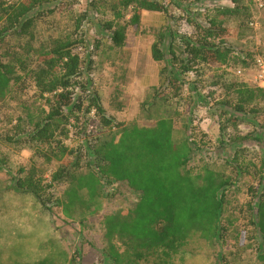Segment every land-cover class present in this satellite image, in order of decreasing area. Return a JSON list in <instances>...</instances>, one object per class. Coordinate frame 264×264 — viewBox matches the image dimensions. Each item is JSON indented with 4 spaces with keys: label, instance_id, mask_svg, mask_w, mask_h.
<instances>
[{
    "label": "trees",
    "instance_id": "1",
    "mask_svg": "<svg viewBox=\"0 0 264 264\" xmlns=\"http://www.w3.org/2000/svg\"><path fill=\"white\" fill-rule=\"evenodd\" d=\"M77 1L0 0V101L22 95L27 81H31L35 100L39 101L38 111L18 116L12 129L16 135H24L29 147L37 148L36 152L46 161L62 162L50 181L37 169L30 168L24 176L16 178L15 189L30 193L49 210L47 202L53 197L54 183L66 181L68 185L59 205L69 218L78 211L83 222L86 213L98 208L102 180L126 183L137 193L135 205L103 217L106 241L103 254L110 264H172L173 256L194 237L210 245L224 243L226 192L235 183V177L249 171L244 150L236 149L224 161V169L229 167L234 177L208 161L190 166L194 154L202 151L199 146L205 142V136L195 130L193 136L175 139L176 117L180 115L176 102L174 112L169 106L153 126L115 122L105 114L96 93L89 90L85 78L90 70L86 61L89 56L76 51L87 48L86 33L81 27L90 9H97L99 2L107 6L112 19L99 20L98 24L109 32L113 45L121 47L127 28H138L143 11L168 16V5L176 0H89L88 9L75 16L73 31L49 35L46 40L37 37L36 25L42 18ZM193 1L199 0H189L183 5L191 31L179 33L173 25H165L150 48L152 59L163 63L161 84L154 96L164 101L178 97L181 83L190 72L195 73L190 89L200 94L203 90L200 71L205 66L219 68L233 51L224 40L227 29L221 21L211 19L203 26L191 18ZM240 4L238 0L236 8L219 11L236 13L238 7L242 8ZM244 56L238 57L242 67L250 55ZM220 86L223 101L216 109L221 117L233 122L239 114H253L255 118L264 102L263 88L224 79ZM193 94H189V103L193 102ZM91 111L107 131L89 142L93 167L88 165L86 171L78 174L70 167L74 169L80 153L68 148L64 141L71 132L68 126L77 129L82 117ZM23 123L27 127L21 129ZM187 127L185 124L184 129ZM261 129L264 131V121ZM11 137L6 136L5 140L11 142L14 140ZM68 157L73 164L65 162ZM249 192L253 200L248 207L255 215L254 227L261 238L259 258L264 262V190L258 192L249 186ZM49 257L53 256H46L36 264H58Z\"/></svg>",
    "mask_w": 264,
    "mask_h": 264
},
{
    "label": "rangeland",
    "instance_id": "2",
    "mask_svg": "<svg viewBox=\"0 0 264 264\" xmlns=\"http://www.w3.org/2000/svg\"><path fill=\"white\" fill-rule=\"evenodd\" d=\"M237 1H193L196 4L204 2L205 10L191 13V18L203 26L211 19L221 21L227 29L224 40L233 51L229 60L219 68L205 66L200 71L203 85L200 94L190 89L195 74L190 72L181 83L178 97L166 101L154 96L161 84L160 68L163 63L152 59L150 48L165 25H173L179 33L191 31L184 15L187 13L184 4L189 0L170 2L168 16L143 11L138 28H127L121 47L113 45L109 32L98 24L99 20L112 19L104 3L99 2L97 9H90L88 19L81 27L86 33L87 48H77L76 51L81 56L90 57L86 59L90 70L85 73V78L89 90L96 93L107 116L115 122L153 126L166 114L169 106L174 112L176 102L180 115L176 117L175 139L183 135L191 136L195 130L205 136V142L199 146L202 151L194 154L190 166L208 161L214 168L234 177L229 167L224 169V161L229 160L236 149L244 150L249 171L235 177V183L226 192L223 226L227 230L224 232V243L210 245L194 237L173 256L172 264H264L259 258L261 238L254 227L255 215L248 207L253 200L249 186L258 192L264 190V131L261 129L264 102L255 118L253 114H239L235 122L226 116L221 117L216 109L223 101V88L220 86L223 79L248 84L246 78L234 74L235 67L241 65L238 57L250 55L244 65L248 74L252 70L254 56H264V7L258 9L254 0H241L242 8L238 7L236 13L219 11L236 8ZM88 3L89 0H78L71 7L62 5L56 12L46 15L36 25L37 37L46 40L49 35L73 31L75 16L87 10ZM250 18L256 20V27L248 26ZM26 86L22 95L0 101V264H36L45 254L53 256L49 259H56L58 264H110L103 254L106 245L103 217L132 208L138 199L137 193L124 182L107 183L102 180L98 208L95 212L86 213L81 222L78 211L73 218H69L59 205L68 185L66 181L54 183L53 197L47 202L49 210L30 193L16 190V178L24 176L30 168L37 169L44 179L50 181L51 174L62 164L57 160L46 161L36 152L37 148L29 147L24 135H16L12 129L18 116L38 111L39 101L34 97V85L28 80ZM191 93H194L193 102L189 103ZM185 124L187 130L184 129ZM78 126L75 130L72 125L68 126L71 132L64 143L80 153L78 165L74 169L70 167L71 171L79 174L86 171L88 165L93 167L89 142L96 136L105 135L107 130L100 126L97 116L91 112L82 117ZM22 127L27 126L23 123ZM115 131L112 130L113 133ZM6 136H12L14 140L6 141ZM67 161L72 163L73 159L68 157ZM90 208L94 209V206Z\"/></svg>",
    "mask_w": 264,
    "mask_h": 264
},
{
    "label": "built area",
    "instance_id": "3",
    "mask_svg": "<svg viewBox=\"0 0 264 264\" xmlns=\"http://www.w3.org/2000/svg\"><path fill=\"white\" fill-rule=\"evenodd\" d=\"M196 3L190 6V8H192L194 12L196 11L198 13L199 11L205 10V6H203L204 2H202L201 4ZM254 3L258 9H262L264 7V2L262 0H254ZM248 26L256 27V20L254 18L250 19L248 22ZM243 58H245V56H243ZM252 61L253 67L251 68L252 70L248 74H246L245 68L241 65L235 67L234 74L237 77L246 78V81L249 85L264 89V56L255 55ZM91 113L94 112L91 111Z\"/></svg>",
    "mask_w": 264,
    "mask_h": 264
},
{
    "label": "crops",
    "instance_id": "4",
    "mask_svg": "<svg viewBox=\"0 0 264 264\" xmlns=\"http://www.w3.org/2000/svg\"><path fill=\"white\" fill-rule=\"evenodd\" d=\"M47 256V254H45L43 257H40V261H43V259ZM34 263V262H33ZM38 263V262H37Z\"/></svg>",
    "mask_w": 264,
    "mask_h": 264
}]
</instances>
